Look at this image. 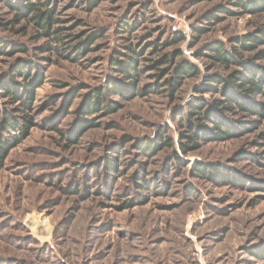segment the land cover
I'll return each mask as SVG.
<instances>
[{"label": "rangeland", "instance_id": "374dc122", "mask_svg": "<svg viewBox=\"0 0 264 264\" xmlns=\"http://www.w3.org/2000/svg\"><path fill=\"white\" fill-rule=\"evenodd\" d=\"M25 2L0 0V264H264V75L261 94L237 97L252 111L233 104L205 115L198 145L180 149L188 103L227 97L206 78H228L245 63L264 72V41L241 47L264 27V9L235 0H50L41 9L52 10L57 31L45 34L30 15L15 20ZM217 43L236 48L240 62L213 59ZM178 51L174 62L198 74L171 93L160 86L170 73L156 75L172 65L151 64ZM128 55L139 71L124 78ZM213 121L232 138L214 139ZM147 142L157 148H140ZM198 164L214 170L205 175Z\"/></svg>", "mask_w": 264, "mask_h": 264}, {"label": "trees", "instance_id": "16d2710c", "mask_svg": "<svg viewBox=\"0 0 264 264\" xmlns=\"http://www.w3.org/2000/svg\"><path fill=\"white\" fill-rule=\"evenodd\" d=\"M50 0H45V2H38L37 0H26L24 5L21 7H15L18 9V11L15 12V20H21L24 17L29 16V20H31L34 24L38 26L39 29H41L42 32L45 34H51L56 32L57 30L51 31V27L53 25V12L50 8L46 7L45 10L41 9V7H45L48 5ZM237 2V5L244 8L245 11L251 10L252 12H258L260 10L264 9V0H235ZM215 19H218L216 17H213ZM14 20V21H15ZM259 35H247L241 42V47H248V48H256V44L259 43L260 40L264 41V27H259ZM175 41V40H174ZM157 44L154 43L153 48H157ZM77 51L75 54L77 57H80V55L84 54L88 50V46L85 42L81 43L77 48ZM213 53L212 58L215 59L216 61L226 65L230 66L233 62L235 63L236 61L240 62V58L237 55L236 48L227 51L222 44H214V46L211 47ZM6 50L0 46V55L1 53H5ZM135 53V52H133ZM180 54V51L172 54H167L161 57L159 60H155L152 64L151 67L153 68H159L160 65L164 64H171L172 66L169 67L168 69H161L160 72L156 75L158 78L164 77L167 73H170L169 78L164 80L163 85L160 86H166L168 87V90H170L171 93L177 91L184 82V78L186 76H194L198 74V70L193 67L190 63L187 61H180L178 63H175L174 60L175 58ZM259 55L255 58H259ZM128 58L130 59L127 68L129 70L124 69V78H130V77H135L137 74L135 73L136 71H139V68L137 67V59L133 55H128ZM250 62V61H249ZM243 63V62H241ZM251 63V62H250ZM243 65V71H233L230 73L228 78H214L210 77L206 78L205 80L207 81L205 86L211 84L212 82H216V84L222 85L220 87L222 94H225L227 97H225L222 100H214L212 102H209L205 99H200V100H194L188 103V108L186 109L185 115L182 116V119L186 121V126L188 127L187 131V139L186 143H183L180 141V149L183 153H187L188 149V144L189 143H194L193 146H197V142L195 139L200 136L201 129L204 126V120H205V115H209L212 113H215L216 111L219 112L220 114L223 113H229L233 109V104L237 106V108L246 111L250 110L252 111L251 108H249V103H241L238 100V95H244V96H253L257 93H262V76L264 75V72H259L258 70H255L252 65L250 64H242ZM20 64L16 65L15 70H18L19 73H23L24 70H22ZM123 69V67H122ZM258 77V78H256ZM131 83V87L133 90L135 89L136 83L133 81H129ZM4 83V82H3ZM4 88V91L7 96H11L13 100H17L19 97L14 95L12 86H9L7 84H4L1 86ZM116 89L115 85L112 87V91H115ZM101 91H96V94H94L97 102H104L105 98L101 96ZM18 97V98H17ZM92 99L90 98L87 102L86 105V111L85 113L88 114L90 111H92ZM105 108V107H103ZM6 124L11 127L15 128V126L10 124L8 120L6 119ZM220 123L218 121H213L211 130L213 131L214 136H212L214 139L220 138L222 140L230 139L232 138L233 132L231 131L229 126L221 127L219 125ZM31 125V121L24 123V128L21 129V133L25 134L28 132V128ZM182 138V137H181ZM210 138V137H209ZM169 140V139H168ZM168 140H164L163 142L166 145H170V142ZM16 142V141H15ZM19 142V141H17ZM1 147V146H0ZM142 149H145L147 151H150L153 149V151L157 148V145L153 142H147L141 145ZM2 157V156H0ZM214 168L209 166H204L203 164H198L197 167H195V170L201 173H204L207 175L208 172H213ZM144 181V178H142ZM139 185L138 187H143V183L145 184L146 182L140 183L137 182Z\"/></svg>", "mask_w": 264, "mask_h": 264}]
</instances>
